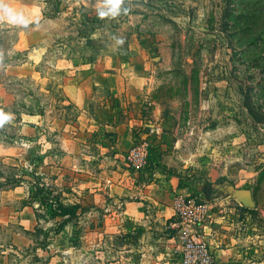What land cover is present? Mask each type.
Returning a JSON list of instances; mask_svg holds the SVG:
<instances>
[{"label":"rangeland","instance_id":"1","mask_svg":"<svg viewBox=\"0 0 264 264\" xmlns=\"http://www.w3.org/2000/svg\"><path fill=\"white\" fill-rule=\"evenodd\" d=\"M208 10L194 25L199 31L185 37L178 28L170 31V50L152 42L138 53L128 50L129 37L119 32L124 21L110 19L108 8L88 10L75 0H0V118L7 117L0 122V264H181L171 219L167 227L157 222L152 203L104 197L102 190L94 198L90 191L114 188L128 177L150 183L160 145L172 147L160 152L173 157L167 172L181 178L178 195L205 207L204 222L221 215L238 223L239 233L249 232L255 242L247 260L264 264V0H219ZM113 57L149 63L137 69L155 78L153 92L135 109L143 124L130 127L131 139L113 159L109 142L117 132L105 124L112 111L121 114L115 124L124 115L109 88L95 87L87 104L95 115L93 144L69 149L76 160L67 159L54 174L52 162L66 153L56 130L47 127L75 132L85 126L63 93L65 79L78 81L98 60ZM23 125L37 134L22 135ZM137 146L146 152L140 167L128 160ZM243 190L253 207L235 198ZM129 202L142 203L138 220L123 216L133 210ZM59 204L76 212L57 216Z\"/></svg>","mask_w":264,"mask_h":264},{"label":"crops","instance_id":"2","mask_svg":"<svg viewBox=\"0 0 264 264\" xmlns=\"http://www.w3.org/2000/svg\"><path fill=\"white\" fill-rule=\"evenodd\" d=\"M219 0H120L119 8H124V13L120 16L110 17V19H121L124 22L120 25V34L124 33L129 37L128 39V50L130 52L146 53L150 48L149 44L153 42L155 45L161 47V49H171V40L169 38L170 31L172 29L178 28L181 31V36L185 37L189 30L199 31V26H194L196 21H203V18L208 17V5L211 3H218ZM108 0H75V4L86 8L88 10H99L106 9ZM146 4V6H144ZM118 12H120L118 10ZM109 19V17H108ZM167 28V29H166ZM197 29V30H196ZM163 30V33H162ZM169 30V32L165 33ZM167 36V37H166ZM164 49V50H165ZM117 50L115 47L114 51ZM113 57L112 59L98 60L92 65V74L81 78L78 81H74V78L69 77L65 79L63 84V93L67 98L75 105L78 109L80 116L79 118L83 121L80 122L81 125H85L84 129L79 127L75 129V132H69L64 126H53L47 127L49 132L56 130L58 133L59 146L66 153L65 155L57 158L56 162H52L55 167H57V172L54 174H59L61 171L60 166H63L67 159L72 158L75 161V157H71L69 149L74 150V148H80L85 146V144L91 143V130L92 122L95 120V115L89 112L87 104L94 92V88L99 86H105L109 88L112 93L119 99L122 114L124 115V120L119 124H115V119L120 117V111H112L113 115L112 121H108L109 124H105V128L111 129L113 132H117L115 137H112V141L109 142L111 149H113V159L118 158V152L123 144L122 141L131 139L130 127L140 126L143 124L144 120H141V116L135 111L137 108H142V104L148 98V96L153 92L155 78L153 76H146L143 71L139 73L137 70L143 69L149 65L145 62V66L142 63L127 64L126 61H122ZM124 69V70H122ZM138 84V85H136ZM201 99V96H200ZM130 106L133 108L131 109ZM141 104V105H139ZM107 109V108H106ZM108 114V110L104 111ZM131 118V119H129ZM114 123V125H112ZM89 125V126H88ZM162 126L161 124H159ZM89 128V129H88ZM126 128L127 130L123 129ZM19 133L26 136L37 134V130L32 125H23L19 128ZM125 135L123 136V134ZM60 135V136H59ZM45 141V140H44ZM45 147H50L46 144ZM160 148H172L171 146L160 145L154 152V161L157 165L152 174L150 183L138 182L135 178H125V183L122 181H116L114 188L107 187L103 185L102 188L93 190L90 189L94 194V198H97L96 192L99 190L103 191V196L110 197H125L132 198V196H138L141 201H148L153 204L155 220L161 225L166 226L167 222L171 219L173 215L174 199L168 200L172 193H176V196L181 193L184 188L181 186V178L171 175L167 170H173L174 166L170 163L173 157L162 156ZM161 151V152H160ZM78 152V151H77ZM77 152L75 154H77ZM106 152V150H104ZM104 152L102 154H104ZM171 152V151H170ZM112 154V153H111ZM77 156V155H76ZM111 158L109 155L107 156ZM106 156L103 158L107 159ZM176 164V163H175ZM75 169V164H72ZM48 168H52L49 165ZM55 169V168H52ZM80 171V170H79ZM53 173V172H52ZM125 176V175H124ZM142 179V178H141ZM124 180V179H122ZM110 184V181H108ZM113 186V185H111ZM108 200V199H107ZM94 206H97L95 201ZM132 208H127L126 213H123L125 218H129L131 221L138 220L140 215L144 213L140 210L141 202H129ZM103 210L106 207V201L103 202ZM234 211L235 209H229ZM217 222V223H215ZM214 224H219L215 226ZM233 220H226L225 216L213 217L211 220H207L200 227L197 228L198 233L207 242L209 248L211 249L213 256L215 257L216 264H239L242 261L247 260L248 254L250 253V248L255 242L248 234L242 235L239 233L240 228ZM167 227V226H166ZM247 231L250 227H247ZM245 248V249H243ZM1 261L4 258H0ZM250 261V260H249ZM247 264H254L249 262Z\"/></svg>","mask_w":264,"mask_h":264},{"label":"built area","instance_id":"3","mask_svg":"<svg viewBox=\"0 0 264 264\" xmlns=\"http://www.w3.org/2000/svg\"><path fill=\"white\" fill-rule=\"evenodd\" d=\"M156 130V131H155ZM152 132H157V129ZM146 152L143 146L130 151L128 160L136 167L143 165ZM169 229L175 230L181 242V264H216L207 242L198 233L206 216V209L187 196H178L174 201Z\"/></svg>","mask_w":264,"mask_h":264},{"label":"water","instance_id":"4","mask_svg":"<svg viewBox=\"0 0 264 264\" xmlns=\"http://www.w3.org/2000/svg\"><path fill=\"white\" fill-rule=\"evenodd\" d=\"M235 198L241 202L245 207L251 208L253 207V200L251 197V194L248 190H243V191H237L234 194Z\"/></svg>","mask_w":264,"mask_h":264},{"label":"clouds","instance_id":"5","mask_svg":"<svg viewBox=\"0 0 264 264\" xmlns=\"http://www.w3.org/2000/svg\"><path fill=\"white\" fill-rule=\"evenodd\" d=\"M119 3L120 0H108V3L106 5V7L108 8V12H110L112 15L117 14L118 10H119ZM107 13H105L104 11L100 12V15H106ZM7 119V117H2L0 118V122H3V120Z\"/></svg>","mask_w":264,"mask_h":264},{"label":"trees","instance_id":"6","mask_svg":"<svg viewBox=\"0 0 264 264\" xmlns=\"http://www.w3.org/2000/svg\"><path fill=\"white\" fill-rule=\"evenodd\" d=\"M75 212H76L75 208H66L60 204L56 209V215L60 217H65L68 216L69 214H74Z\"/></svg>","mask_w":264,"mask_h":264}]
</instances>
